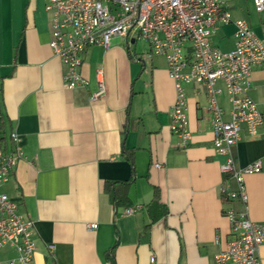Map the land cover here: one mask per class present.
<instances>
[{"label": "crops", "instance_id": "obj_1", "mask_svg": "<svg viewBox=\"0 0 264 264\" xmlns=\"http://www.w3.org/2000/svg\"><path fill=\"white\" fill-rule=\"evenodd\" d=\"M223 1L264 39V13L252 0ZM234 32L224 25L212 40L232 50ZM218 36L225 47L214 41ZM51 37L45 0H0V111L5 134L18 133L26 156L2 190L34 221L35 264H216L231 238L225 210L245 204L219 188L225 156L215 149L205 86L185 85L191 140L183 147L171 129L177 89L165 58H149L151 47L132 48L139 39L116 37L109 48L85 52L80 73L88 83L69 89ZM99 68L106 92L92 101ZM252 78L251 96L264 113V67ZM220 102L229 108L227 94ZM125 148L134 150L135 177L130 204L115 205L107 182L133 177ZM235 156L239 168L262 162L263 171L246 173L244 181L248 215L264 222V123L256 136L243 127ZM157 202L166 214L153 222ZM259 253L264 264V245ZM17 256L0 248V264Z\"/></svg>", "mask_w": 264, "mask_h": 264}, {"label": "built area", "instance_id": "obj_2", "mask_svg": "<svg viewBox=\"0 0 264 264\" xmlns=\"http://www.w3.org/2000/svg\"><path fill=\"white\" fill-rule=\"evenodd\" d=\"M252 1L256 12L264 13V0ZM45 9L51 14L50 46L66 66L64 83L69 89L88 83L80 73L85 52L93 46L109 48L116 37L128 44L143 38L151 47L149 58H165L177 89L170 110L171 129L183 147L191 140L185 85L205 86L215 149L225 156L220 164L225 179L219 188L227 199L245 204L241 211L225 210L231 238L214 258L216 264H262L259 249L264 245V222L248 215L244 176L262 172L263 166L258 160L239 168L235 149L243 127L256 136L264 123V113L251 96L253 71L264 67V39L248 21L235 20L223 0H45ZM228 24L235 26V45L224 51L212 38ZM97 81L92 101L106 92L103 68L97 71ZM224 94L229 98L228 109L220 102ZM23 158L18 133L8 138L0 132V248L11 247L18 253L10 264H35L37 250L34 221L20 214L18 202L2 190ZM133 211L128 208L126 214ZM97 226L87 225L89 229Z\"/></svg>", "mask_w": 264, "mask_h": 264}, {"label": "trees", "instance_id": "obj_3", "mask_svg": "<svg viewBox=\"0 0 264 264\" xmlns=\"http://www.w3.org/2000/svg\"><path fill=\"white\" fill-rule=\"evenodd\" d=\"M0 132L2 134H5L4 126H3V116H2L1 111H0ZM123 154L126 155L127 159L132 165V174H133L132 176L133 177L128 180H124V181L113 180V181L107 182L106 184L107 191L108 190L110 192L112 191L113 202L115 203V205H129L130 204L127 191H128L129 185L133 182L134 177H135L134 150H129L125 148L123 151ZM117 185L119 187H116ZM152 209L154 210L159 209V211H157L158 213H156V215H153V220H152L153 222L157 221L158 219H160L162 216L166 214L165 209L161 208V204L159 202H157L152 207Z\"/></svg>", "mask_w": 264, "mask_h": 264}, {"label": "rangeland", "instance_id": "obj_4", "mask_svg": "<svg viewBox=\"0 0 264 264\" xmlns=\"http://www.w3.org/2000/svg\"><path fill=\"white\" fill-rule=\"evenodd\" d=\"M230 2H233V1L231 0ZM214 41L216 43H219L220 45H222L224 47L226 46L225 42H223V40L220 38V36L214 37ZM131 47L132 48H138L140 50L149 51L150 45H149L147 40L141 38V39L138 40L137 45L132 44Z\"/></svg>", "mask_w": 264, "mask_h": 264}]
</instances>
